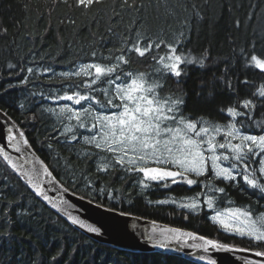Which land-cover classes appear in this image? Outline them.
<instances>
[{"label":"snow or ice","instance_id":"1","mask_svg":"<svg viewBox=\"0 0 264 264\" xmlns=\"http://www.w3.org/2000/svg\"><path fill=\"white\" fill-rule=\"evenodd\" d=\"M58 2L86 13L103 5L105 0ZM164 4L167 7V0ZM124 6L132 10L141 7L136 0L131 3L121 0V7ZM193 10L199 17L195 5ZM134 29L135 25L121 39L119 47L108 49L107 56L103 53L98 56L92 51L88 62L73 64L69 70L59 73L49 66L41 73L49 76L50 84L53 77H59V87L49 95L31 93L52 101L53 106L45 110L59 125L54 126L58 135L53 139L58 143L82 145V154L93 160L96 173H122L120 180L133 179L141 191L153 187L175 191L174 185L181 188L186 185L183 190L191 195L179 201L168 197L148 202L176 204L189 212L206 206L215 213L211 216L213 223L227 235L238 236L247 246L229 245L180 228L163 229V233L173 234L164 239L182 241L184 245L188 240L201 241L191 246L206 253L209 249L245 253L255 259H245L243 264H264V210H261L264 209L261 203L264 202V42L245 45L238 51L233 49L232 57L217 75V61L207 48L196 53L188 47L187 20L168 35L153 36L147 30ZM0 34L6 35L7 28L0 29ZM145 63H149L151 71H137L132 67ZM7 68L14 70L8 73L11 77L26 74L20 76L16 84L9 81L3 92L13 87L27 89L30 83L35 86V81L30 79L36 75L33 67L8 63ZM193 68L200 70L201 75L211 73L210 79L200 80L196 97L212 102L215 116L194 113L188 108L189 94L180 86L186 83ZM170 83L178 90H173ZM205 87L207 92L203 96ZM19 106L23 108L22 104ZM0 117H7L3 109H0ZM6 140L16 153L28 149L25 155H34L22 130L16 129L13 134L9 128ZM52 147L48 145L49 149ZM0 158L36 197L60 211L57 203H52L43 181V177H47L50 183L58 184L57 177L43 160L36 157L32 166L25 168L29 161L21 163L3 147H0ZM84 179L92 197L88 203L117 212L115 204L105 207L101 199H116L106 187L88 180L87 175ZM230 190L249 199L255 198L260 207L235 206ZM6 198L7 193L0 191V201ZM11 203L0 208L5 228L10 220ZM224 203L229 207L221 210ZM20 214L22 212L17 211V215ZM118 214L131 215L123 210ZM68 218L72 225L100 234L99 228L70 214ZM160 246L167 247V244ZM209 264L215 261L210 260Z\"/></svg>","mask_w":264,"mask_h":264},{"label":"trees","instance_id":"2","mask_svg":"<svg viewBox=\"0 0 264 264\" xmlns=\"http://www.w3.org/2000/svg\"><path fill=\"white\" fill-rule=\"evenodd\" d=\"M136 4L141 7L132 10L121 7V0H105L103 5L82 13L58 0H0V29L7 28L6 35L0 34V109L20 127L58 182L72 193L87 200L92 198L85 186L87 175L88 180L106 187L116 198L109 201L101 197L105 207L115 204L117 211L123 210L132 216L246 247L239 237L229 236L212 224L206 211L191 213L174 205L148 202L189 196L191 193L183 190L186 185L183 188L174 185L175 191L155 187L141 191L133 179L120 180L122 173H96L93 160L83 156L82 145L58 143L53 139L58 135L54 126L59 125L45 110L53 106L52 101L31 94L49 95L59 87L58 76L50 84L49 76L41 75L47 67L59 73L69 70L73 64L88 62L92 51L98 56L100 53L107 56L108 49L119 47L133 25L135 29L147 30L149 35H168L187 20L188 47L196 53L207 48L217 61V75L232 57L233 49L238 51L245 45L264 42V0H167V7L164 0H136ZM117 12L120 14L116 15ZM8 63L33 67L36 75L30 79L35 81V86L30 83L27 89L13 87L3 92L9 81L16 84L26 74L9 76L14 70L7 68ZM132 67L137 71H151L149 63ZM210 77V72L201 75L200 70L193 68L186 83L180 86L188 92V108L194 113L215 116L214 104L196 97L200 80ZM169 86L178 90L175 84ZM206 92L205 87L202 95L206 96ZM49 144L53 145L51 149ZM0 191L7 193V198L0 201V208L12 202L7 228L3 226L4 217L0 216V264H197L176 256L134 253L96 243L37 199L1 158ZM230 193L235 206L260 207L255 198L249 199L234 190ZM17 211L22 214L17 215Z\"/></svg>","mask_w":264,"mask_h":264},{"label":"water","instance_id":"3","mask_svg":"<svg viewBox=\"0 0 264 264\" xmlns=\"http://www.w3.org/2000/svg\"><path fill=\"white\" fill-rule=\"evenodd\" d=\"M9 128H12L13 134H16V129L21 130L8 115L6 118L0 117V147L5 148L14 159L19 160L21 163H24L25 160L29 161L24 166L25 168H30L32 166L31 162L36 157H39L38 154L33 148L31 152L34 155H25V153L29 152L28 149H24L21 153H16L13 150V145L8 144L6 140ZM39 159L42 160L40 157ZM36 167H40L39 163H36ZM43 181L52 203H57L60 211L53 208L51 203L44 202L40 197H35L50 210L62 217L74 229L99 244L134 253L155 252L176 256L197 264H209L210 260L215 261V264H243L245 259H255L245 253H233L213 249H209L206 253L202 249H196L191 246L194 243H202L201 241L188 240L187 245H184L182 241L175 239L166 240L164 239L165 236L171 237L173 234L163 233V229L175 227L137 216H120L118 211H105L103 208H97L95 204H89L87 199H81L80 196L73 194L69 190L65 192L64 189L66 188L59 182L58 184H52L47 177H43ZM21 182L27 187L23 180ZM28 189L32 192L30 188ZM60 200L65 201V203L59 204L58 202ZM69 214L79 218L85 224L99 228L100 234L88 233L85 229H80L77 225H72L68 218ZM153 229H155V232H153ZM181 230L189 231L185 229ZM162 243L167 244V247H161L160 245ZM201 257H204V259H201Z\"/></svg>","mask_w":264,"mask_h":264},{"label":"rangeland","instance_id":"4","mask_svg":"<svg viewBox=\"0 0 264 264\" xmlns=\"http://www.w3.org/2000/svg\"><path fill=\"white\" fill-rule=\"evenodd\" d=\"M171 197H172V196H171ZM164 199H165V198H164ZM176 199L179 201L181 198H176ZM184 202H187V201L185 200ZM170 205H174L177 209H181V208H179L176 204H170ZM228 207H229V205L224 206V207H221V210L226 209V208H228ZM182 210H186V211H188L187 209H182ZM201 211H206V212H207V217L209 218L210 222H211L212 224L216 225V224L213 223L212 220H211V216H212V215H215L214 212H212L211 210L207 209L206 206H205L202 210H201V209H197L196 212H201ZM188 212H189V211H188ZM191 213H195V212H191ZM217 226H218V225H217ZM237 237H238V236H237Z\"/></svg>","mask_w":264,"mask_h":264},{"label":"bare ground","instance_id":"5","mask_svg":"<svg viewBox=\"0 0 264 264\" xmlns=\"http://www.w3.org/2000/svg\"><path fill=\"white\" fill-rule=\"evenodd\" d=\"M97 243V242H96Z\"/></svg>","mask_w":264,"mask_h":264}]
</instances>
